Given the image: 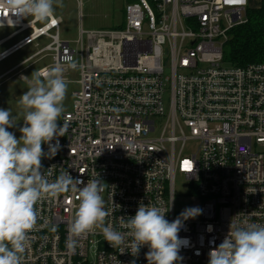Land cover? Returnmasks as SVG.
Segmentation results:
<instances>
[{
	"label": "built area",
	"instance_id": "obj_1",
	"mask_svg": "<svg viewBox=\"0 0 264 264\" xmlns=\"http://www.w3.org/2000/svg\"><path fill=\"white\" fill-rule=\"evenodd\" d=\"M249 2L134 0L118 27L82 29L75 46L61 37L63 20L55 15L15 22L0 39L1 46L23 35L0 52V62L34 44L40 48L19 66L48 53L52 61L38 69L41 76L60 64L65 80L78 85L61 117V148L42 159L50 181L61 172L84 184L98 176L111 212L105 225L121 232L128 231L121 217L134 216L141 203L168 210L169 221L186 207L202 209L183 222L179 236L189 244L180 264H208L230 224H264V62L224 61L230 31L248 21ZM69 70L79 77L68 79ZM78 204L71 190L37 203L22 264H147V246L135 257L126 247L121 253L99 229L70 248Z\"/></svg>",
	"mask_w": 264,
	"mask_h": 264
},
{
	"label": "clouds",
	"instance_id": "obj_2",
	"mask_svg": "<svg viewBox=\"0 0 264 264\" xmlns=\"http://www.w3.org/2000/svg\"><path fill=\"white\" fill-rule=\"evenodd\" d=\"M59 3L60 0H0V9L8 13L0 15V28L5 22L11 27L29 17L45 22L54 15V5ZM71 67L75 69L76 64ZM66 93L67 81L60 64L49 68L44 76L35 72L18 102L23 114L19 138L8 130L16 126V117L9 108H0V264H22L30 243L29 233L38 220L37 203L69 190L77 193L79 200L68 227L70 248L76 246L80 237L99 229L104 240L114 249L121 248V253L126 247L135 257L147 246V264H180V250L189 241L181 238L179 232L184 221L202 214L200 207H186L169 221L168 210L141 203L134 216L127 220L121 217L128 229L121 232L111 224L105 225L111 212L105 206L103 181L98 176L84 184L80 178L61 172L50 181V173L42 171V159L53 158L61 148L58 138L63 136L64 125L58 121L64 112ZM44 144L48 145L47 152L42 148ZM208 230H212L211 225ZM126 237H131L128 245ZM208 257V264H264V224H230L229 232L209 251Z\"/></svg>",
	"mask_w": 264,
	"mask_h": 264
},
{
	"label": "rangeland",
	"instance_id": "obj_3",
	"mask_svg": "<svg viewBox=\"0 0 264 264\" xmlns=\"http://www.w3.org/2000/svg\"><path fill=\"white\" fill-rule=\"evenodd\" d=\"M126 4V0H81V3L78 0H60L59 5H54V15H60L63 19L61 37L72 41V45L75 46V41L80 38L82 29L87 31L118 27L123 20ZM14 30V27L0 28V38L3 36L5 37V35ZM22 36V34L17 36V38L7 42L0 49L10 46ZM41 42L42 45L47 43L45 38L41 39ZM39 48L40 47L34 44L28 45L0 63V75L11 70L0 77V108H9L13 116L16 117V126L8 130L14 132L17 138L21 135L18 129L23 125L22 109L18 105L20 96L27 91L32 75L38 72L41 66L49 64L52 61V57L48 55V53H43L28 60L17 68L15 66L29 58ZM44 54L46 56H44ZM67 76L70 80L77 79L79 77L78 70H69ZM77 87V83L67 81V93L64 100V112L62 115L72 109L73 91ZM62 115L59 118V124ZM195 147L196 143L189 144L186 153L191 152ZM177 177V184L180 186L184 181L180 175Z\"/></svg>",
	"mask_w": 264,
	"mask_h": 264
},
{
	"label": "trees",
	"instance_id": "obj_4",
	"mask_svg": "<svg viewBox=\"0 0 264 264\" xmlns=\"http://www.w3.org/2000/svg\"><path fill=\"white\" fill-rule=\"evenodd\" d=\"M247 15L248 21L234 27L224 45L227 64L245 66L264 62V0L260 7H249Z\"/></svg>",
	"mask_w": 264,
	"mask_h": 264
},
{
	"label": "crops",
	"instance_id": "obj_5",
	"mask_svg": "<svg viewBox=\"0 0 264 264\" xmlns=\"http://www.w3.org/2000/svg\"><path fill=\"white\" fill-rule=\"evenodd\" d=\"M249 1H250V2H249V7H260V6L262 5V2H263V0H249ZM57 16H58V17H61L60 15H57ZM61 18H62V17H61ZM62 20H63V19H62ZM11 33H12V32H11ZM9 34H10V33H8L7 35H5V37L8 36ZM18 36H19V35H18ZM15 38H17V36H15L14 38H11V39L7 40V42H9V41H11V40H13V39H15ZM0 39H4V36L1 37ZM7 42H5L4 44H2V45L0 46V48L3 47ZM8 47H9V46H8ZM6 48H7V47H6ZM6 48H4V49H0V52L3 51V50H5ZM32 55H33V54H32ZM32 55H31V56H32ZM10 56H11V55H10ZM10 56H8V57H10ZM8 57H7V58H8ZM7 58H6V59H7ZM6 59H4V60H6ZM27 59H28V58H27ZM27 59H26V60H27ZM4 60H2L1 62H3ZM26 60H24V61H26ZM24 61H22L21 63H23ZM1 62H0V63H1ZM21 63H20V64H21ZM45 65H46V64H45ZM17 66H19V65H17ZM43 66H44V65H43ZM15 67H16V66H15ZM41 67H42V66H41ZM41 67H40V68H41ZM40 68H39V69H40ZM9 71H11V70L6 71L4 74L0 75V77H2L3 75H5V74L8 73Z\"/></svg>",
	"mask_w": 264,
	"mask_h": 264
}]
</instances>
